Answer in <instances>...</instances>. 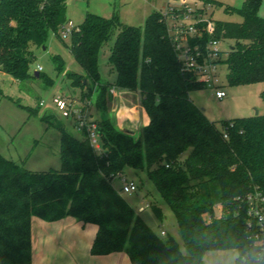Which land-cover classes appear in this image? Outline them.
I'll use <instances>...</instances> for the list:
<instances>
[{
    "label": "trees",
    "instance_id": "trees-1",
    "mask_svg": "<svg viewBox=\"0 0 264 264\" xmlns=\"http://www.w3.org/2000/svg\"><path fill=\"white\" fill-rule=\"evenodd\" d=\"M202 1L242 18L213 20V37L233 40L216 61L226 64L228 85L264 81L263 0H244L240 6ZM67 22L66 0H0V71L51 86L52 78L30 70L33 48L44 46L48 32L58 34ZM69 35L70 53L84 70L69 73L72 85L89 90V96L99 87L96 103L103 109L112 86L138 91L149 122L134 138L107 119L96 120L98 151L84 133L76 137L54 112L44 111L41 121L60 134L59 169L30 170L0 152V264H32L34 216L44 221L72 216L96 224L92 254L125 251L133 264H203L206 251L220 249L237 251L233 264H264L245 201L256 188L264 190V114L221 120L219 126L210 119L191 97L206 87L182 66L159 10L143 26L124 25L116 13L87 12ZM113 35L108 61L116 77L103 84L98 54ZM53 60L62 70L64 60L59 55ZM16 102L30 115L40 111L39 104ZM126 167L146 171L175 216L183 249L174 237L155 233L113 186ZM151 206L162 218L161 207Z\"/></svg>",
    "mask_w": 264,
    "mask_h": 264
},
{
    "label": "rangeland",
    "instance_id": "rangeland-1",
    "mask_svg": "<svg viewBox=\"0 0 264 264\" xmlns=\"http://www.w3.org/2000/svg\"><path fill=\"white\" fill-rule=\"evenodd\" d=\"M197 1L201 2L202 0ZM219 1L232 6H240L243 0ZM177 2L178 0H66L68 21L66 25L77 26L83 21L87 12H93L105 17L116 13L124 25L143 26L146 18L153 11L164 12L168 4ZM259 13L264 15V0L259 8ZM206 17L212 21L240 22L242 20L236 13L225 12L223 6L220 5H210L206 11ZM114 39L115 35L102 45L98 54L101 81H109L115 76V71L108 61L110 47L114 43ZM70 40V35L63 36L62 30H59L58 34L51 30L48 32L44 46L33 48L34 58L30 70L32 72L41 71L52 78L54 82L51 86H45L40 80L21 82L10 74L0 71V152L8 158L23 162L22 164L30 170L45 171L60 168L59 131L54 127L45 128L46 124L40 119L44 111L54 112L59 116V111L52 100L54 95L65 94L69 98L75 99L77 107L87 108L88 119L95 120L98 117L100 108L95 100L99 87L96 86L92 95L89 96L87 95L89 90L84 91L72 85L69 73L75 71L83 74L84 70L70 53L68 48ZM232 43L233 40L225 39L220 43L219 49L225 52ZM54 55H59L65 62L60 71L56 69ZM224 56L223 54L222 58ZM216 66L218 84L226 90L227 96L218 99L212 87L200 88L191 92L195 102L206 110L207 116L215 120L219 126L221 120L237 116L264 114V99L262 97L264 81L230 86L226 79V64L218 62ZM101 81L100 83H102ZM40 99L44 101V105L40 106L38 115H30L16 102L19 101L23 106L36 107ZM58 119L72 134L81 137L82 133L76 128L72 119L61 116ZM133 136L139 138L141 131L135 132ZM36 139L38 142L34 144ZM27 155L29 157L24 162ZM123 175L128 181H134L138 189L130 193L123 192L121 190L122 181L117 176L112 180L113 186L120 191L136 213L141 205L146 206L142 212H139V215L147 225L163 238L174 237L183 249L175 216L147 177L146 171L126 167ZM153 203L161 207L162 218H158L155 214L151 206ZM161 230H164L166 234L162 235ZM236 256L235 249L208 250L203 256V264H233Z\"/></svg>",
    "mask_w": 264,
    "mask_h": 264
},
{
    "label": "built area",
    "instance_id": "built-area-1",
    "mask_svg": "<svg viewBox=\"0 0 264 264\" xmlns=\"http://www.w3.org/2000/svg\"><path fill=\"white\" fill-rule=\"evenodd\" d=\"M208 7L210 5L205 6L203 1L178 0L175 4H168L162 13L167 21L170 40L182 66L194 71L199 82L205 87L214 88L215 96L223 99L227 96V92L218 84L216 66L218 53L221 51L219 45L223 40L213 37V21L206 17ZM204 20L208 21L207 26L200 27ZM72 28V24L65 25L62 29L63 36H68ZM205 33H207L206 36ZM52 100L59 111L58 115L72 119L76 128L88 138L91 146L100 151L102 148L98 123L94 119H88L87 108L82 110L77 107L76 100L65 94L54 95ZM39 105H44L42 99ZM118 177L122 181L123 192L130 193L138 189L135 182L128 181L123 174ZM245 201L247 202L248 225L251 228L254 243L264 248V190L256 188L246 195ZM145 207L141 205L138 212H142ZM161 234L165 235L166 232L162 230Z\"/></svg>",
    "mask_w": 264,
    "mask_h": 264
},
{
    "label": "crops",
    "instance_id": "crops-1",
    "mask_svg": "<svg viewBox=\"0 0 264 264\" xmlns=\"http://www.w3.org/2000/svg\"><path fill=\"white\" fill-rule=\"evenodd\" d=\"M259 15L264 17L260 13ZM115 77L116 74L109 81H100L112 83ZM109 91L106 109L99 107L95 120L107 119L121 131L128 129L130 133L127 134L130 135L141 131L149 122V117L141 104L140 93L115 86ZM192 99L195 102L193 97ZM37 142L36 139L34 144ZM28 157L29 155L24 158V162ZM96 231V224L84 223L72 216L55 221H44L34 216L31 225L32 264H133L125 251L92 254L91 247Z\"/></svg>",
    "mask_w": 264,
    "mask_h": 264
},
{
    "label": "water",
    "instance_id": "water-1",
    "mask_svg": "<svg viewBox=\"0 0 264 264\" xmlns=\"http://www.w3.org/2000/svg\"><path fill=\"white\" fill-rule=\"evenodd\" d=\"M233 46H231L230 48H232ZM34 74H35V76L37 77L38 75H39V71L38 70H36V71H34ZM257 113V112H256ZM122 131L123 132H126V133H130V131L128 130V129H122Z\"/></svg>",
    "mask_w": 264,
    "mask_h": 264
}]
</instances>
